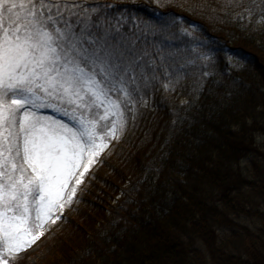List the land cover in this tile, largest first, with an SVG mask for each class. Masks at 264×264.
Wrapping results in <instances>:
<instances>
[{
	"label": "trees",
	"instance_id": "trees-1",
	"mask_svg": "<svg viewBox=\"0 0 264 264\" xmlns=\"http://www.w3.org/2000/svg\"><path fill=\"white\" fill-rule=\"evenodd\" d=\"M99 2L168 25L194 63L136 105L50 256L11 264H264V0Z\"/></svg>",
	"mask_w": 264,
	"mask_h": 264
},
{
	"label": "snow or ice",
	"instance_id": "snow-or-ice-1",
	"mask_svg": "<svg viewBox=\"0 0 264 264\" xmlns=\"http://www.w3.org/2000/svg\"><path fill=\"white\" fill-rule=\"evenodd\" d=\"M110 8L99 0H0V264L59 219L149 91L174 90L194 63L171 50L168 25Z\"/></svg>",
	"mask_w": 264,
	"mask_h": 264
},
{
	"label": "rangeland",
	"instance_id": "rangeland-1",
	"mask_svg": "<svg viewBox=\"0 0 264 264\" xmlns=\"http://www.w3.org/2000/svg\"><path fill=\"white\" fill-rule=\"evenodd\" d=\"M48 115L53 116L54 118H59V119H65L64 117H59L57 114L52 113L51 111L47 112ZM259 145L260 147L264 150V137H259ZM111 149V145H109L104 152L101 153L99 157L96 158V161L90 166L89 171L84 174L83 176V182L77 186L76 189V195L73 197L72 202L70 205L65 207L62 212L57 213L59 216V219L55 221V223H49L46 225V230L44 231L43 235L39 237V239L36 240L34 244L30 248H28L26 251L21 252L18 257H16L14 260L20 261V260H26V259H31L34 263H39L40 261L48 258L50 255L48 253V246H49V241L51 237L54 234V230L61 228L62 226L65 225L66 221L65 218L68 214L71 213L72 209L71 207H74V203L78 199L81 190L86 186V184L89 182L91 175L93 174L94 170L100 165V161L103 158V156L106 155V153L109 152ZM245 165V163H244Z\"/></svg>",
	"mask_w": 264,
	"mask_h": 264
}]
</instances>
